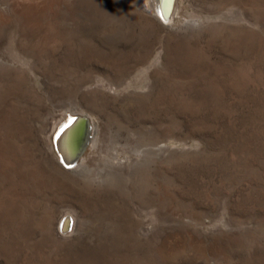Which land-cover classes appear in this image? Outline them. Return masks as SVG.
I'll use <instances>...</instances> for the list:
<instances>
[{"label": "rangeland", "instance_id": "374dc122", "mask_svg": "<svg viewBox=\"0 0 264 264\" xmlns=\"http://www.w3.org/2000/svg\"><path fill=\"white\" fill-rule=\"evenodd\" d=\"M40 1L0 0V264H264V0Z\"/></svg>", "mask_w": 264, "mask_h": 264}, {"label": "bare ground", "instance_id": "6f19581e", "mask_svg": "<svg viewBox=\"0 0 264 264\" xmlns=\"http://www.w3.org/2000/svg\"><path fill=\"white\" fill-rule=\"evenodd\" d=\"M50 1L41 0L38 5L34 6L31 10L32 17H36L40 9L44 8ZM153 1L156 14L164 23L170 22L175 0ZM91 130L92 125L87 116L81 114L69 115L60 124L53 137L55 151L64 165L71 168L78 162L90 142ZM68 225V221L63 223L64 227Z\"/></svg>", "mask_w": 264, "mask_h": 264}, {"label": "water", "instance_id": "95a60500", "mask_svg": "<svg viewBox=\"0 0 264 264\" xmlns=\"http://www.w3.org/2000/svg\"><path fill=\"white\" fill-rule=\"evenodd\" d=\"M67 227H65L64 229H66Z\"/></svg>", "mask_w": 264, "mask_h": 264}]
</instances>
